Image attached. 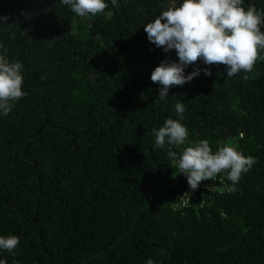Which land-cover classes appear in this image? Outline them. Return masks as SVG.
I'll return each mask as SVG.
<instances>
[{
  "label": "trees",
  "instance_id": "16d2710c",
  "mask_svg": "<svg viewBox=\"0 0 264 264\" xmlns=\"http://www.w3.org/2000/svg\"><path fill=\"white\" fill-rule=\"evenodd\" d=\"M108 2L81 18L60 0H0V44L23 64L26 93L0 117V235L20 241L0 260L264 264V61L232 78L197 61L186 74L199 65L212 75L155 103L152 71L178 58L143 26L179 0ZM248 4L264 9V0ZM178 101L190 140L256 158L234 191L218 175L216 189L202 181L188 193L169 146L154 147L152 129L178 118Z\"/></svg>",
  "mask_w": 264,
  "mask_h": 264
},
{
  "label": "clouds",
  "instance_id": "9594fccd",
  "mask_svg": "<svg viewBox=\"0 0 264 264\" xmlns=\"http://www.w3.org/2000/svg\"><path fill=\"white\" fill-rule=\"evenodd\" d=\"M60 3L81 18L101 14L109 7L108 0H60ZM110 3L119 7V0H110ZM244 4L245 0H179L178 6L173 3L143 26L150 43L165 53L175 50L178 58L162 60L152 71L151 81L160 85L155 103L167 102L173 86L191 82L201 71L212 75L210 68L200 69L199 65L186 74L185 70L197 61L208 66L224 65L226 78L242 71L251 72L257 60L264 61V55L260 54L264 53V31L261 30L264 9ZM6 53L7 49L0 44V117L7 116L15 102L26 95L22 90L24 66L18 60H9ZM174 110L177 119L167 118L159 128L152 129L154 147L169 146L168 157L185 176L188 193L195 192L202 181H216L218 175L221 182L226 176L232 185L228 191H234L242 175L252 169L256 158L245 156L227 144L213 151L207 139L190 140L189 130L181 122L185 119V104L178 101ZM172 146L182 149L179 155ZM208 187L211 190L214 185ZM188 203L184 200L183 206ZM19 243L15 235H0V254L5 251L14 254ZM0 264L5 261L0 260ZM147 264L154 262L149 259Z\"/></svg>",
  "mask_w": 264,
  "mask_h": 264
},
{
  "label": "built area",
  "instance_id": "2783aa9c",
  "mask_svg": "<svg viewBox=\"0 0 264 264\" xmlns=\"http://www.w3.org/2000/svg\"><path fill=\"white\" fill-rule=\"evenodd\" d=\"M217 181V180H216ZM216 181H212V180H207V181H205V183H204V185H205V187L206 188H209L208 186L209 185H214V187L211 189V190H214V189H216V187L218 186V184H217V182ZM203 185V186H204ZM185 200H188V199H185ZM184 201V200H183ZM183 201H181V205H182V207H186V206H183ZM189 201V200H188ZM189 204V203H188ZM187 204V205H188Z\"/></svg>",
  "mask_w": 264,
  "mask_h": 264
}]
</instances>
